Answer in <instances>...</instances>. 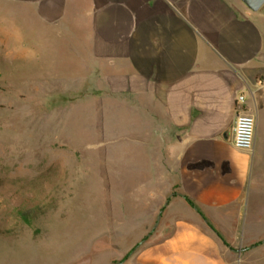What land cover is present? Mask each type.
<instances>
[{
  "label": "crops",
  "instance_id": "crops-1",
  "mask_svg": "<svg viewBox=\"0 0 264 264\" xmlns=\"http://www.w3.org/2000/svg\"><path fill=\"white\" fill-rule=\"evenodd\" d=\"M2 39L46 54V87L89 89L108 128L124 119L159 216L149 232L128 226L121 261L105 264H241L264 246V3L0 0ZM241 110L250 149L233 144Z\"/></svg>",
  "mask_w": 264,
  "mask_h": 264
},
{
  "label": "rangeland",
  "instance_id": "rangeland-1",
  "mask_svg": "<svg viewBox=\"0 0 264 264\" xmlns=\"http://www.w3.org/2000/svg\"><path fill=\"white\" fill-rule=\"evenodd\" d=\"M15 46L0 40V264H105L128 226L156 222L139 152L89 89L46 87V54ZM243 249L241 264L264 258L262 245Z\"/></svg>",
  "mask_w": 264,
  "mask_h": 264
},
{
  "label": "built area",
  "instance_id": "built-area-1",
  "mask_svg": "<svg viewBox=\"0 0 264 264\" xmlns=\"http://www.w3.org/2000/svg\"><path fill=\"white\" fill-rule=\"evenodd\" d=\"M239 101L244 100L243 95L238 96ZM254 135V120L249 112L241 110L236 114L233 129V144L242 149H250Z\"/></svg>",
  "mask_w": 264,
  "mask_h": 264
},
{
  "label": "water",
  "instance_id": "water-1",
  "mask_svg": "<svg viewBox=\"0 0 264 264\" xmlns=\"http://www.w3.org/2000/svg\"><path fill=\"white\" fill-rule=\"evenodd\" d=\"M250 10L256 11L264 3V0H241ZM159 214H157V217Z\"/></svg>",
  "mask_w": 264,
  "mask_h": 264
},
{
  "label": "trees",
  "instance_id": "trees-1",
  "mask_svg": "<svg viewBox=\"0 0 264 264\" xmlns=\"http://www.w3.org/2000/svg\"><path fill=\"white\" fill-rule=\"evenodd\" d=\"M185 199H186V201L191 205V206H194V203L189 199V198H187V197H185ZM211 228L213 229V227L211 226ZM217 235L222 239V237L219 235V233H217ZM145 238V237H144ZM223 240V239H222ZM223 242L226 244V242L223 240ZM259 243V242H258ZM258 243H256V244H258ZM125 256H127V254L125 255ZM124 256V257H125Z\"/></svg>",
  "mask_w": 264,
  "mask_h": 264
}]
</instances>
